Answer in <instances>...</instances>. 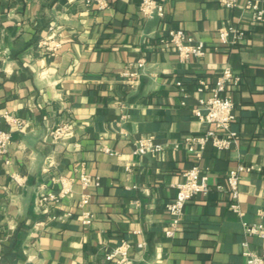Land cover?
Listing matches in <instances>:
<instances>
[{
    "label": "crops",
    "instance_id": "1",
    "mask_svg": "<svg viewBox=\"0 0 264 264\" xmlns=\"http://www.w3.org/2000/svg\"><path fill=\"white\" fill-rule=\"evenodd\" d=\"M141 2L108 0L99 10L88 0H0V131L12 135L0 157L5 264H111L107 256L123 241L133 264H246L245 252H263L264 239L244 223L264 224V22L220 0H159L165 16L146 18ZM229 25L246 37L221 45L219 30ZM171 30L204 42L207 54L181 62L161 43ZM54 33L62 48L51 56L38 44ZM227 67L241 78L229 86L238 140L197 158L186 139L215 129L194 114L211 95L199 81L215 82ZM129 68L138 73L133 83L123 76ZM63 124L71 131L53 141L51 130ZM148 136L164 149L136 155V141ZM195 165L210 191L187 204L168 237L166 206ZM241 165L251 171L240 176L239 215L226 179ZM83 172L98 184L84 190ZM62 177L72 193L45 201L59 195Z\"/></svg>",
    "mask_w": 264,
    "mask_h": 264
},
{
    "label": "built area",
    "instance_id": "2",
    "mask_svg": "<svg viewBox=\"0 0 264 264\" xmlns=\"http://www.w3.org/2000/svg\"><path fill=\"white\" fill-rule=\"evenodd\" d=\"M90 3H96L99 10H104L109 7L108 0H88ZM220 3L226 8L240 7L251 13L252 20L256 24L264 22V0H246L244 4H239V0H220ZM140 12L146 18H152L155 15L160 17L165 16V8L159 0H142L139 5ZM61 34L54 33L52 36L41 40L38 44L51 56L58 54L62 48L60 41ZM245 31L234 25H229L220 28L219 38L220 44L233 46L245 39ZM161 43L167 47L175 49L178 58L181 62H186L191 59H201L208 51V47L204 42L197 40L192 35L184 30H171L168 36L161 39ZM139 68L144 67V61L141 60L136 65ZM131 68L134 66H130ZM3 71L0 66V73ZM123 76L128 79L129 83H133L130 79L138 76L137 72H132L129 68ZM241 78L236 76L230 67L224 69L215 82L206 80L199 81V91H208L211 95L208 98L200 99V108L194 110V114L199 120L215 126V129L208 130L201 136H193L186 139V146L189 152L194 153L197 158H200L206 148L212 145L218 149L225 150L230 148L238 140V134L231 129L233 122L236 119V104L229 92L230 84L238 86ZM181 85V83H177ZM20 130L23 128V122L14 120ZM71 131L69 124L57 126L51 130L49 136L53 141L58 142L63 140ZM12 142V135L6 131H0V157L8 152V146ZM164 149V145L156 142L155 137L148 136L141 138L135 143L134 153L136 155H145L148 153H159ZM251 168L239 166L232 171L226 179L228 189L231 195V209L242 215L240 205V176L244 172H250ZM14 179L21 183L18 176ZM62 188L58 196H48L45 201L58 200L69 196L73 191L72 180L68 178H60ZM81 184L84 190L90 186L97 185L90 175L83 172L81 174ZM219 188H222L219 186ZM177 193L173 200L168 202L167 211L171 216V226L166 232L168 237H173L182 221L187 204L196 196H205L209 193L208 175L203 173L198 165L193 166L186 171L182 180L176 184ZM90 203V195L86 192L82 194L81 207H86ZM93 215L85 210L83 212V223L90 224ZM244 228L247 234L258 236L264 239V224H248L244 223ZM131 244L123 241L117 246L108 256L107 261L111 264H133V259L130 255ZM246 264H264V250L261 254L245 252ZM0 264H3V249L0 243Z\"/></svg>",
    "mask_w": 264,
    "mask_h": 264
},
{
    "label": "trees",
    "instance_id": "3",
    "mask_svg": "<svg viewBox=\"0 0 264 264\" xmlns=\"http://www.w3.org/2000/svg\"><path fill=\"white\" fill-rule=\"evenodd\" d=\"M3 264H5L4 259H3Z\"/></svg>",
    "mask_w": 264,
    "mask_h": 264
}]
</instances>
